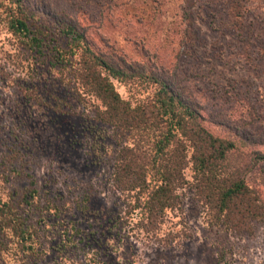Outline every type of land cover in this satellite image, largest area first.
Masks as SVG:
<instances>
[{"label":"rangeland","instance_id":"374dc122","mask_svg":"<svg viewBox=\"0 0 264 264\" xmlns=\"http://www.w3.org/2000/svg\"><path fill=\"white\" fill-rule=\"evenodd\" d=\"M52 2L107 53L150 57L158 64L173 61L176 32L194 21L207 35L203 51L212 50L209 45L216 49L204 55L202 65L181 69L199 73L201 68L207 80L222 85L228 77L244 78L243 91L251 100H261L264 109V54L254 39L264 29L263 2L255 3L246 18L250 44L233 32L222 36L210 31V14L217 16V25L227 18L225 7L208 8V0ZM4 18L0 10V200L17 207L34 248H23L6 230L0 236V264H264V225L256 223L252 234L211 225L191 190L185 192L182 209L168 211L157 225L139 219L124 225L128 201L113 178L119 149L114 129L96 119L97 102L81 104L70 77L38 66ZM243 47L254 54L253 63L244 61ZM214 53L226 63L216 78L205 62ZM208 89L212 95L218 88ZM118 90L129 95L124 85ZM214 103L222 105L221 111L230 110L229 104ZM262 125L260 133L264 121ZM187 175L191 177V169ZM32 181L40 194L37 202H30Z\"/></svg>","mask_w":264,"mask_h":264},{"label":"trees","instance_id":"16d2710c","mask_svg":"<svg viewBox=\"0 0 264 264\" xmlns=\"http://www.w3.org/2000/svg\"><path fill=\"white\" fill-rule=\"evenodd\" d=\"M262 2L208 0V8L225 7L222 14L227 18L217 25V16L210 14V31L222 36L233 32L250 44L246 18L255 3ZM0 10L9 32L38 66L70 77L81 104L97 102L96 119L114 129L119 149L113 178L128 201L124 225L136 219L157 225L168 211L182 209L187 190L203 205L211 225L236 234H252L256 223L264 225V129L258 131L264 121L263 103L243 91L244 78L228 77L222 85L207 80L201 68L199 73L181 69L202 65L204 55L216 49L209 45L212 50L203 51L207 35L194 21L176 32L173 61L158 64L150 57L107 53L52 0H0ZM261 23L264 26V20ZM254 39L264 54V29ZM243 48L244 61L253 63L254 54ZM205 62L211 64L213 78L226 66L216 53ZM118 85L128 88L127 97ZM211 85L218 91L209 95ZM215 100L229 104L230 110L221 111ZM32 186L30 202L40 201L35 181ZM6 230L23 248L33 250L34 241L17 207L0 200V236Z\"/></svg>","mask_w":264,"mask_h":264}]
</instances>
